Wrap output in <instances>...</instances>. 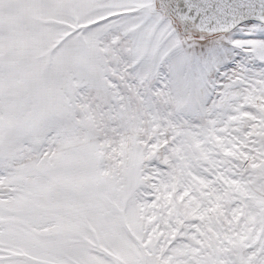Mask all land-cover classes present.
<instances>
[{"label": "snow or ice", "instance_id": "snow-or-ice-1", "mask_svg": "<svg viewBox=\"0 0 264 264\" xmlns=\"http://www.w3.org/2000/svg\"><path fill=\"white\" fill-rule=\"evenodd\" d=\"M0 264H264V0H0Z\"/></svg>", "mask_w": 264, "mask_h": 264}]
</instances>
